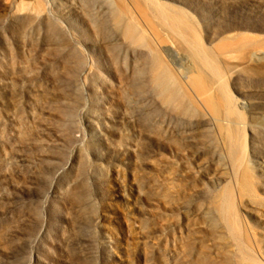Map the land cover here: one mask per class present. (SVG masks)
I'll return each mask as SVG.
<instances>
[{
	"label": "rangeland",
	"instance_id": "rangeland-1",
	"mask_svg": "<svg viewBox=\"0 0 264 264\" xmlns=\"http://www.w3.org/2000/svg\"><path fill=\"white\" fill-rule=\"evenodd\" d=\"M116 1L0 0V264H264V66L244 58L264 50V0H158L218 57L232 139L137 76L150 51Z\"/></svg>",
	"mask_w": 264,
	"mask_h": 264
},
{
	"label": "bare ground",
	"instance_id": "bare-ground-1",
	"mask_svg": "<svg viewBox=\"0 0 264 264\" xmlns=\"http://www.w3.org/2000/svg\"><path fill=\"white\" fill-rule=\"evenodd\" d=\"M131 1L138 17L148 21L151 27L145 22L146 29L140 26L136 16L123 0H117L116 6L113 5L109 12L114 26L125 42L150 51L149 54L144 53L146 55L140 57L145 64L143 69L137 72L139 73L137 76L150 77L164 104L177 106L184 114L190 113L193 116L198 113L205 114L212 124L218 126L221 133L230 134L229 138L232 139L234 134L231 129L224 126V123L226 121L228 125H233L235 119H243V114L237 109L228 88L222 83L224 76L218 65V57L203 44L185 11L177 7L173 9L172 6L158 0ZM159 29L165 33L168 41L160 37L159 41L149 38V31L155 33L159 32ZM248 42L245 37L241 38L244 46H247ZM166 44L169 45L164 46ZM245 49L248 50L244 57L246 63L257 62L264 66L263 49ZM168 57L170 62H167ZM178 59L184 61L183 64L178 66ZM173 60L178 66L179 78L169 65L175 64ZM233 147L231 144V151ZM233 160L235 165H241L240 158L235 156ZM238 186L244 195H253V185L247 176ZM232 209L234 206L231 192L226 191L219 201L217 211L224 218ZM245 259L249 264H258L251 256H245Z\"/></svg>",
	"mask_w": 264,
	"mask_h": 264
}]
</instances>
